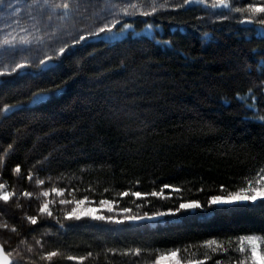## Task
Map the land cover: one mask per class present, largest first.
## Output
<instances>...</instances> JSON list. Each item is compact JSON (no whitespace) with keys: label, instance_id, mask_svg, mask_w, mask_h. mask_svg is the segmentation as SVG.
I'll list each match as a JSON object with an SVG mask.
<instances>
[{"label":"trees","instance_id":"obj_1","mask_svg":"<svg viewBox=\"0 0 264 264\" xmlns=\"http://www.w3.org/2000/svg\"><path fill=\"white\" fill-rule=\"evenodd\" d=\"M257 7L0 2V244L12 264H156L174 250L182 263L258 264L241 238L264 249V200L210 203L264 180Z\"/></svg>","mask_w":264,"mask_h":264},{"label":"snow or ice","instance_id":"obj_2","mask_svg":"<svg viewBox=\"0 0 264 264\" xmlns=\"http://www.w3.org/2000/svg\"><path fill=\"white\" fill-rule=\"evenodd\" d=\"M0 2H2V0H0ZM64 7L67 8L68 6L64 5ZM255 11L264 13V7H257L255 9ZM125 27H127V25H125ZM100 31L104 32L105 29L101 28ZM107 31L111 32L112 28L109 27L107 29ZM84 39H86L85 36H80L79 37V40H84ZM77 42H79V41H77ZM5 43H8V42L5 41ZM60 51H61V53H63L65 51V49L62 48ZM41 63L42 64H46V62L43 61V60L41 61ZM23 67H24V65H17V68H23ZM16 171L19 172L20 169L17 168ZM262 171H264V170H262ZM256 182L259 183L258 180ZM40 183H43V182L41 181ZM249 183H251V181H249ZM3 187H4V185L0 184V188H3ZM165 187H171V186L165 185ZM174 190H178V189H174ZM54 191H55V189H54ZM241 191L243 192L244 190L242 189ZM252 191L254 193L253 195H242L241 193H236L235 195L230 196L228 198H221L219 196L213 197L211 199L210 203L213 204V205H216V204H232V203H236V202H240V201H251V202L255 203L258 199L264 200V188H261V189L253 188ZM161 194H163V193H161ZM26 195H30V194L26 193ZM43 195L47 196L48 193L45 192V193H43ZM123 195H128V193H123ZM133 195H135L137 197H140L142 194L137 191V192L133 193ZM152 195H156V193H152ZM0 199L7 200L8 196L7 195L0 196ZM66 202H69V201H62V203H66ZM78 203H82V201H79ZM102 203H107V201H103ZM46 207L47 206H45V208ZM180 207L181 208H186V209L198 208V207H200V204L197 203V202L181 203ZM41 211H44V208H42ZM77 218H79V217H77ZM95 218L96 219H104V217H95ZM116 222L120 223L121 221H116ZM32 223L35 224L36 220L32 219ZM241 239L242 240L246 239L249 243H251V245H252L251 253H252V257H253L254 261L258 258L261 261V264H264V253L258 252V250H257V241L260 238L259 237H255V236H247V237H243ZM214 243H216V242L215 241H208L207 242L208 245H211V244H214ZM243 250L244 249L241 248V251H243ZM178 254H179V250H174V251H170V252L166 253L165 257H159L158 256V257H156V264H159V260L160 259H163V258H176L178 256ZM52 255H55V253H52ZM176 264H180V262L177 261ZM189 264H191V262H189ZM195 264H205V261L197 259ZM217 264H219V262H217Z\"/></svg>","mask_w":264,"mask_h":264},{"label":"rangeland","instance_id":"obj_3","mask_svg":"<svg viewBox=\"0 0 264 264\" xmlns=\"http://www.w3.org/2000/svg\"><path fill=\"white\" fill-rule=\"evenodd\" d=\"M260 183V187L261 188H264V180L262 182H259ZM0 194L2 196L6 195V193H2L1 192V189H0ZM242 195H253L254 193L251 191L250 193H241ZM259 200V199H258ZM243 202H246V201H240V202H236V203H232V204H238V203H243ZM217 205H230V204H217ZM78 214L81 215V214H88V215H96L97 214V210L96 209H93V208H83V209H79L78 211ZM142 220V221H141ZM140 222H143V221H149V222H152V221H155L156 219H148V218H144V219H141ZM243 246H247V248L250 249L251 251V248H252V245L251 243H249L247 240L244 241V244ZM257 250L258 252H261V253H264V249H262L261 247V244H260V241L258 240L257 241ZM252 254V253H251ZM166 255L162 256V257H165ZM179 261L178 258H163V259H160L159 260V264H176V262ZM258 264H261V261L257 258L255 260ZM180 262V261H179ZM180 264H188V263H182L180 262Z\"/></svg>","mask_w":264,"mask_h":264},{"label":"water","instance_id":"obj_4","mask_svg":"<svg viewBox=\"0 0 264 264\" xmlns=\"http://www.w3.org/2000/svg\"><path fill=\"white\" fill-rule=\"evenodd\" d=\"M0 264H12V259L5 252L1 244H0Z\"/></svg>","mask_w":264,"mask_h":264}]
</instances>
